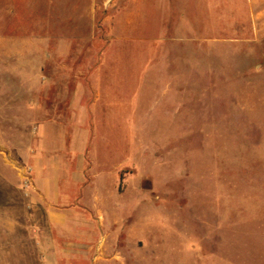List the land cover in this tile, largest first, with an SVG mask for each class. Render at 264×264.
<instances>
[{"label": "rangeland", "instance_id": "obj_1", "mask_svg": "<svg viewBox=\"0 0 264 264\" xmlns=\"http://www.w3.org/2000/svg\"><path fill=\"white\" fill-rule=\"evenodd\" d=\"M261 3L0 0V264H49L43 152L82 165L60 264H264Z\"/></svg>", "mask_w": 264, "mask_h": 264}, {"label": "crops", "instance_id": "obj_2", "mask_svg": "<svg viewBox=\"0 0 264 264\" xmlns=\"http://www.w3.org/2000/svg\"><path fill=\"white\" fill-rule=\"evenodd\" d=\"M253 3L262 7L261 0H253ZM76 151L81 152L80 149ZM68 152L73 151L68 150ZM67 157L65 153L58 155L43 152L42 157L35 162V183L38 192L36 197L38 199L33 202L36 206L31 215L29 213L24 219L28 225L33 224L37 228L38 237L35 239L41 251L45 253L49 264H60L61 257L71 261L77 257L78 253L85 252L89 248V243L84 242L88 232L79 230L82 222H78L75 218L71 219L65 214L70 210L64 207V202H62L63 184L67 185L64 189L69 190L73 185L81 182L80 157L77 159L76 172L70 171V173L66 169L62 170L60 165ZM65 171L66 181L63 182ZM70 201H73L72 198L67 197V206L72 203ZM14 224H17L16 220Z\"/></svg>", "mask_w": 264, "mask_h": 264}, {"label": "built area", "instance_id": "obj_3", "mask_svg": "<svg viewBox=\"0 0 264 264\" xmlns=\"http://www.w3.org/2000/svg\"><path fill=\"white\" fill-rule=\"evenodd\" d=\"M31 171L32 170L30 168L27 170H24V172L21 171V173H22L21 178L23 181L24 188L26 190L25 196H29V190L32 187L31 186V180L29 178Z\"/></svg>", "mask_w": 264, "mask_h": 264}]
</instances>
